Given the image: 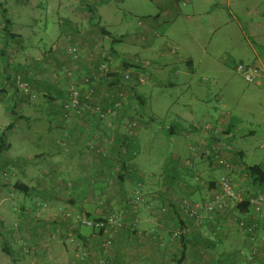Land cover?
I'll return each mask as SVG.
<instances>
[{
    "label": "crops",
    "instance_id": "obj_1",
    "mask_svg": "<svg viewBox=\"0 0 264 264\" xmlns=\"http://www.w3.org/2000/svg\"><path fill=\"white\" fill-rule=\"evenodd\" d=\"M152 1L161 3L167 0ZM184 2L187 1L183 0ZM233 2L234 0H204L203 6H206L205 13L210 17V8L213 6H219V10L223 12V6L231 7ZM258 6L264 8V0H256V5L252 10H247L246 15H250L251 12L258 14ZM236 7L238 6H234V8ZM168 8H170L169 5L165 6L163 10ZM154 19H156L155 22L158 21L159 15ZM244 23L245 27L241 28L238 22L237 29L239 31H237V35L239 36L234 37L229 34L226 37V40L229 43L233 42V45L239 42V47L235 49L223 48L215 52L206 46H201L196 53V63L193 61V54L188 49L181 48L178 42L173 43L169 40L177 48L172 56L163 51L160 52V46L158 48L154 46L157 40L152 35L153 32L150 29L152 26L148 25L144 36L140 37V43H142V48L148 58L143 65L146 66V71L151 68L158 79L163 78L161 74L166 66H172L173 72L171 74L170 71L168 75L169 85L177 84L178 79L181 82H186L193 77L194 69L199 64L203 67L208 65L210 68H213V65L229 68L232 73L237 75L238 73L233 70L235 63L255 65L260 70L261 76L257 82L248 84L254 85V91L259 93L257 100L264 103V17L247 21V23L244 21ZM100 30L89 29L78 36L80 54L76 62L72 61L68 55L64 57L62 51H60V56L55 57L54 55V57L55 63L64 61L65 67L73 68L75 79L76 77H93L97 91L95 104L104 107L105 104L108 105L109 99L104 91V87L107 88L105 80L98 70L101 66L99 61L104 59L106 55L113 56L112 59L108 57L111 60L110 68L113 69L119 67V58L126 55L123 64L131 63L139 73L144 66L141 67L140 60L125 52H115L116 45L121 41L122 35L120 37L119 35L112 36L106 28ZM214 30L215 28H209V34H213ZM107 38V43L111 44L108 52L104 50V42ZM58 44L60 47H64L69 43L61 36ZM116 57H118L117 60ZM180 62L187 64L188 69L186 70L184 67L179 69L178 64ZM151 77L152 75L149 76V79ZM63 80L65 78L60 79L61 83L57 88L53 87L55 81L52 84L45 79L44 82L42 81L44 86H37V89L40 88L38 92L45 86L63 91L64 84H66V81L62 83ZM133 80L130 86L134 93L127 95L122 93L126 101L121 100L128 109L131 104L133 110L118 112L115 117H110V121L106 119L100 124L90 114L65 117L59 101L48 102L47 100L42 102L38 100L35 103L18 105L19 100L14 99L15 106L21 108L25 105L29 107L35 105L34 108H37L38 111L42 108L47 109L48 119H51L49 128L54 133L53 148H48V151L52 152L51 156L46 152V158L50 167L53 168H50L51 172L54 175L58 172L59 175L65 174L60 171L64 164L66 166L64 170L69 176L70 182L73 184L79 182L78 188H75L74 185L72 188L66 189L67 187L64 185L57 186L60 181L64 180L60 179L59 181L54 178L52 188L42 192L43 198H39L38 193L35 196L29 195L33 200L32 209L34 210V205L36 207L38 205L36 209L44 205L45 208H52V211L66 207V213L70 215L71 220L75 219L79 210L84 211L86 215L88 214L92 218L105 216V211L107 214L114 212L112 214H116L121 223L120 229L117 230L113 238L111 256L114 264H264V231L257 230L254 237L251 238L246 231H241L237 226V221L244 218L250 211L249 206L245 210H239L236 207L221 213L213 222L204 223L201 227L195 226L193 220L185 217L179 207L182 201L191 203L205 201L206 192L213 188V182H216L222 174L220 166L213 163L210 157H208V161L205 156H199L200 158L197 159V156H192L189 152L190 145L199 154L202 151L205 152L213 137L222 157L231 158L234 164L238 166V169L231 176L239 188L245 190L248 195L264 193V185L255 184L242 169L246 164L242 145L246 139L250 140L256 133H260L262 135L260 139L261 148L264 149V113L260 114L261 118L255 122L240 117L232 118L230 114L228 116L216 115L215 111L210 110L201 113V119L197 122L190 110V114H176L172 121L162 124L161 120L160 122L156 119H150L145 115L144 107L147 100L143 95L137 93L138 88L147 83V78L141 83ZM205 81L199 79L197 87H206ZM9 88L11 86L5 78L0 80V89L2 96H6L5 98L12 97ZM108 89L111 91L112 86ZM33 90L34 93H38L36 88ZM2 96H0V101L3 99ZM54 96L58 97V92L54 93ZM199 96L202 97L200 94ZM218 100L221 99L218 98ZM138 102L139 109L135 110ZM221 107L224 108V104H221ZM69 116L71 115L69 114ZM14 127L9 133L15 131ZM160 128L169 134L179 136L184 144L174 147L175 151L164 160L160 170L147 172L140 168V165L149 164L146 159L144 164L139 162L141 156L140 143L145 140L147 130H151L156 136ZM222 134L228 137L224 139ZM239 139L243 140L237 142ZM123 142L125 143L123 144ZM5 143L9 149L10 145L7 139ZM96 150L99 152L96 153ZM123 152L127 154L121 158L120 154ZM189 159L192 165L187 167L185 162ZM18 160L21 161L19 158ZM259 166H262L264 171V163L259 164ZM115 167L121 168V173L119 172L117 176H115L114 171H111ZM129 168H133L135 171L129 170ZM197 175L198 180H196ZM61 189L67 192L65 196L60 194ZM90 198H98L99 202L101 199H109L107 205L109 208L103 211L105 209L102 206L103 202L101 205H91ZM36 199L38 201L34 203ZM74 199L77 201L74 202ZM125 200L131 206L125 205ZM134 202L137 204L135 205ZM117 203L120 206H117ZM20 209L23 208L20 207ZM163 209L165 210L163 211ZM58 218L61 219L60 224L65 225L66 217ZM39 224L41 225V222ZM184 226L194 228L195 232L188 239H173L171 233ZM29 228L34 231V224H29ZM63 230L64 228H57V235H54L56 241L61 238L59 235L64 233ZM75 232V238H67V240H71V243L68 241L65 244L58 242L54 246V248H58V254L54 257L50 256L49 262L55 264H95L96 256L100 251L99 238L86 227H79ZM72 233L71 231L68 235L72 236Z\"/></svg>",
    "mask_w": 264,
    "mask_h": 264
},
{
    "label": "rangeland",
    "instance_id": "obj_2",
    "mask_svg": "<svg viewBox=\"0 0 264 264\" xmlns=\"http://www.w3.org/2000/svg\"><path fill=\"white\" fill-rule=\"evenodd\" d=\"M185 1L187 2L167 0L156 3L151 0H83L81 3L80 0H0V80L5 78L8 81L11 86L9 88L10 93L12 94L11 98H5L6 96H2L0 89V96L3 98L0 101V132L9 123H13V127L15 126V131L8 133L6 137L10 145L8 152L2 154L4 161L8 162V166L4 169L11 170L12 174L8 180L0 178V264H55L49 262L51 260L50 256L54 257L58 254V248H54V246L58 242L65 244L68 241V243H71V240H67L71 237L68 235V222L65 220V225L60 224L61 219L58 218H63L67 214V208L62 207L52 211V208H45L44 205L39 206L38 209H36L38 205L37 207L34 205L33 210V200L29 195L35 196L38 193L39 198H43L42 192L52 188L54 178L59 181L60 179L64 180L57 184L58 187L64 185L68 189L74 185L75 188H78L79 185V182L74 184L70 182L69 176L64 170L66 167L64 164L60 171L65 174L59 175L57 171L58 173L54 175L51 172L53 168L50 167L46 155L51 156L52 154L48 150L53 148L54 133L49 128L51 119H48L47 109L42 108L38 111L37 108H34L35 105L30 107L25 105L21 108L15 106L14 99L19 100L18 105L21 103H35L38 100L42 102L47 100L48 102L59 101L62 107L65 90L57 91L51 86H45L44 89L41 88L39 94L38 90L40 88L37 89V86H44L42 83L45 79L53 84L57 79L55 74L57 72L59 74L62 68L65 67L64 61L55 63V57L60 56V51L63 52L65 48V46L60 47L58 44L61 36L68 43L70 41L76 43L79 53V35L81 36L89 29L96 31L97 29L106 28L112 36L119 35L120 37L122 35L120 37L121 41L116 45L115 52H125L129 56L140 60L142 67L148 58L142 48V43H140V37L144 36L145 29L148 25H151L152 35L158 43L155 42L154 46L157 48L160 46V52L163 51L172 56L177 48L169 40L173 43L178 42L181 48L188 49L193 54V61L196 63V53L201 46H206L215 52L223 48L235 49L239 47V42L233 45V42L229 43L226 37L229 34L234 37L239 36L237 35V31H239L237 29L238 22L242 28L245 27L244 21L247 23V21L250 22V20L264 17L262 6L257 7L258 14L251 12L250 15H246V11L252 10L256 5V0H239L238 3V0H234L231 7L223 6V12L219 10V6L215 5L210 8V17L205 13L204 0ZM167 5L170 8L163 10ZM234 6L238 7L234 8ZM157 15L160 19L155 22L156 19L154 18ZM4 17L11 21L9 30L15 36L8 40L6 39V33L3 31ZM209 28H215L213 34H209ZM107 40L108 38L104 42V50L108 52L111 44L107 43ZM3 48L8 59L6 68L2 62ZM63 56L66 57L65 54ZM125 56L119 58V67L113 69L110 68L111 60L108 58L112 59L113 56L106 55L104 59L101 58L102 60L99 61L100 65L106 66V71H99V73L105 79L107 88L104 87V91L109 99L108 105L105 104L104 107L96 105L94 101V106H99L104 114L102 119H97L99 124L105 122L106 119L110 121V117H115L118 112L133 110L131 104L128 109L122 101H119L118 106L115 103L113 104L115 95L111 91L114 87H118L123 95L134 93L130 84L132 79L138 81L137 75L139 74L142 75L143 81L147 78V83L138 88L137 92L147 100L144 107L145 115L150 119L161 120L162 124L172 121L176 114H190V110L197 122L201 119V113L210 110L215 111L216 115L228 116L230 114L232 118L240 117L255 122L258 118H261L260 114L264 113V103L257 100L259 93L254 91V85L246 83L239 74L232 73L229 68H221L218 65L216 67L213 65V68H210L208 65L203 67L199 64L194 69L193 77L186 82H181L178 79L177 84L169 85L168 75L170 71L171 74L173 72L172 66H166L161 74L163 78L158 79L151 68L146 71V66H144L139 73L131 63L126 62V64H123ZM115 59L117 60L118 57ZM186 65L184 62H180L178 67L179 69L184 67L187 70ZM126 72L130 74L129 80L120 81V76ZM150 75L152 77L149 79ZM16 76L21 77L33 89L36 88L38 93H34V98L24 96L16 87L14 84ZM114 78L117 80L116 83L113 82ZM199 79L206 80L205 84L207 86L197 87ZM64 81L66 80H63L62 83ZM110 86H112L111 91L108 89ZM246 88L249 89L246 90ZM56 91L58 97L54 96V93H57ZM4 92L7 94L6 91ZM120 98L126 101L124 96ZM218 98L221 100H218ZM221 104H224V108L221 107ZM139 106L138 102L135 110L139 109ZM85 114L94 117L93 113L84 112ZM146 132L145 140L140 143L141 156L139 162L144 164L146 159L149 164L140 165V168L147 172L160 170L164 160L175 151L174 147L183 146L184 141L179 136L169 134L162 128L156 136L151 130ZM261 138L262 135L256 133L252 139H246L245 143L242 144L246 164L259 165L264 163L262 162L264 149L261 148ZM242 140L239 139L237 142ZM121 148L123 149V146ZM46 152L48 153L46 154ZM124 153L120 154L121 158L126 156L127 153ZM36 156L38 157L36 158ZM206 159L208 161V158ZM120 167L111 169L115 172V176L119 172L121 173ZM129 170L135 171L133 168H129ZM0 171H3V168H0ZM15 183L25 185L28 191L21 193L15 190L13 188ZM60 194L65 196L67 192L61 189ZM36 201L38 200H34V203ZM73 201L77 200L74 199ZM90 201L93 206L101 205L103 202L102 206L105 207L103 211L109 208L107 206L109 199H101L99 202L98 198H90ZM5 204L7 205L5 206ZM124 204L131 206L126 200ZM116 205L120 206L119 203ZM20 207L23 209L21 210ZM78 213L86 215L81 210ZM105 214V216L109 215L106 211ZM29 224H34V231L28 229ZM57 228H64V233L60 234L61 238L56 241L54 235H57ZM4 247L8 248L10 252L4 251ZM99 254L96 259L99 258Z\"/></svg>",
    "mask_w": 264,
    "mask_h": 264
},
{
    "label": "built area",
    "instance_id": "obj_3",
    "mask_svg": "<svg viewBox=\"0 0 264 264\" xmlns=\"http://www.w3.org/2000/svg\"><path fill=\"white\" fill-rule=\"evenodd\" d=\"M63 52L65 55H68L72 61H77L79 59L77 45L72 42H69V44L65 46ZM98 70L106 71V66L101 65ZM233 70L240 74L247 83H255L261 76L260 70L255 65L237 62L234 64ZM61 74L62 78L64 77L66 80L65 92L63 93L64 101L62 104L65 117L70 118L75 115H82L84 112H89L94 114V118L98 120L102 119L104 114L99 109V106H94V101L96 102V100L94 98L95 81L93 77H76L75 79L73 76V68L67 66L59 74H55L57 79L55 80L54 87L59 88L61 83L60 79L62 80ZM129 78L130 74L126 72L122 74L119 79L125 82L129 80ZM137 80L141 83L143 81L142 76L137 75ZM113 82L116 83L117 80L114 78ZM14 84L24 96H29L30 98L35 97L32 87H30L26 81L22 80L21 77L16 76ZM112 93L115 95L113 104L115 103V105L118 106L119 101H121L120 97H122L121 89L114 87ZM69 114L71 116H69ZM223 135L224 134L221 136L224 137V139L228 137ZM97 152H99V150H96V153ZM189 152L192 156H197V159L200 158L199 156H205V158L210 157L213 163L220 166L222 174L216 180L214 187L206 192L205 201L196 203L182 201L180 203L179 207L183 215L193 220L195 226L201 227L204 223L213 222L221 213L230 211L238 205L246 203L250 211L244 218L237 221L238 228H240L241 231H246L251 238L254 237L257 230L264 231V193L248 195L245 190L239 188L231 176L232 173L238 169V166L234 164L231 158L222 157L214 137L211 139L205 152L202 151L201 154H199L191 145L189 146ZM185 165L190 167L192 165L191 160H187ZM196 180H198V175L196 176ZM134 204L136 205L137 203L134 202ZM164 210L165 209H163V211ZM69 216L68 213L64 215V217ZM75 219H77L81 225L87 226L97 232H102V234L106 236L102 243V255L98 258V264H111L108 256L109 248L111 247L109 236L114 234L117 228L121 226L117 216L115 214H109L105 221L100 222L89 220L83 216L76 217ZM194 232V228L184 226L171 234L173 239L178 240L181 238L188 239ZM241 255H243V252H241Z\"/></svg>",
    "mask_w": 264,
    "mask_h": 264
},
{
    "label": "trees",
    "instance_id": "obj_4",
    "mask_svg": "<svg viewBox=\"0 0 264 264\" xmlns=\"http://www.w3.org/2000/svg\"><path fill=\"white\" fill-rule=\"evenodd\" d=\"M81 1V3L83 2V0H80ZM152 1V0H151ZM3 22H4V28H3V31L6 33V39L8 40V39H11V38H14L15 36H13V34H11L10 33V30H9V28L11 27V21L8 19V18H3ZM2 62H3V65H4V67L6 68L7 66H8V59H7V54H6V52H5V49L3 48V51H2ZM14 81H15V78H14ZM53 87H54V85H53ZM95 93H96V90H95ZM94 98H95V100H96V97H95V95H94ZM142 103V102H141ZM13 128V123H9L7 126H5L2 130H1V132H0V168H3V171H0V178L2 179V180H8V178H9V176L12 174V172H11V170H7V168L6 169H4V167H7L8 166V162L7 161H4V159H3V156H2V154L4 153V152H6L7 150H8V145L5 143V140H6V137H7V134L9 133V131H11V129ZM226 132V131H225ZM228 132V131H227ZM1 156H2V158H1ZM4 161V162H3ZM242 169H243V171L255 182V183H257V184H260V185H264V171L262 170V166H259V165H246V164H244V166L242 167ZM121 177V176H120ZM214 184H215V182H213V187H214ZM13 188L15 189V190H18V191H20L21 193H25V192H27L28 191V188L25 186V185H23V184H21V183H15L14 185H13ZM237 208L239 209V210H245V209H247L248 208V204H246V203H243V204H241V205H238L237 206ZM79 216H83V217H85V218H87V219H89V220H92V221H96V222H100V221H105L106 219H107V216H105L104 218H101V217H99V218H92V217H90L88 214L87 215H83L82 213L80 214V213H76V217H79ZM75 217V218H76ZM66 219V222H68V232L70 233L71 231L73 232L72 234V238H75L76 237V230L79 228V227H86V228H89V227H87V226H83V225H81L80 224V222L79 221H77V219H74V220H71L70 219V216L69 217H66L65 218ZM77 227V228H76ZM92 232H93V235H95V236H97L98 238H99V240H100V254H99V256L100 255H102V243H103V240L105 239V235H103L102 234V232H97V231H95V230H92L91 228H89ZM120 228H117V230H119ZM117 230H116V232H117ZM115 232V233H116ZM114 233V234H115ZM63 233H61V235H62ZM114 234H112V235H110L109 236V238H110V241H111V247L109 248V253H108V256H109V258H110V262H111V264H113L112 263V256H111V251H112V246H113V243H114V240H113V238H114ZM4 251H6V252H10L9 250H8V248H6V247H4ZM84 256H86V254H83ZM87 257H88V255H87ZM82 259H84V258H82ZM98 258L96 259V262H95V264H98Z\"/></svg>",
    "mask_w": 264,
    "mask_h": 264
}]
</instances>
